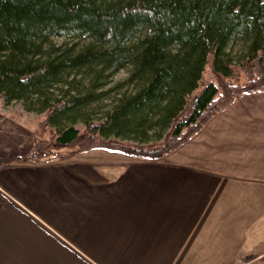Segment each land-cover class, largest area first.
I'll use <instances>...</instances> for the list:
<instances>
[{"label":"crops","instance_id":"1","mask_svg":"<svg viewBox=\"0 0 264 264\" xmlns=\"http://www.w3.org/2000/svg\"><path fill=\"white\" fill-rule=\"evenodd\" d=\"M93 150L0 153V264L264 261V90L157 159Z\"/></svg>","mask_w":264,"mask_h":264},{"label":"trees","instance_id":"2","mask_svg":"<svg viewBox=\"0 0 264 264\" xmlns=\"http://www.w3.org/2000/svg\"><path fill=\"white\" fill-rule=\"evenodd\" d=\"M65 32L88 42L62 48L52 39ZM234 40L244 45L236 62L226 52ZM126 66L133 88L100 121H84L87 134L66 123L99 96L93 88L98 72ZM74 70L94 72L88 89L52 100L49 90L74 82L67 80ZM261 90L264 0H0V98L46 112L41 127L55 125L50 135L58 144L157 159L185 143L238 95ZM34 98L38 108L30 106ZM156 124L168 129L152 148L102 137L131 134L141 140Z\"/></svg>","mask_w":264,"mask_h":264},{"label":"rangeland","instance_id":"3","mask_svg":"<svg viewBox=\"0 0 264 264\" xmlns=\"http://www.w3.org/2000/svg\"><path fill=\"white\" fill-rule=\"evenodd\" d=\"M138 32L139 31H136L134 35H137ZM71 34L72 33L65 32L60 36L53 37L52 40L56 45L62 48L70 47V45L73 44L76 49L88 42V38H72ZM243 49V43L234 40L227 45L226 52H228L229 56L236 62L243 54ZM98 68L99 66H95V70ZM130 70L131 68L126 66L117 70L107 69L103 72H98L100 73L96 78L98 82L96 87L93 88L95 95L99 94V96H96L92 101L87 103L79 112H75L74 116L70 115L69 118H67L68 120H65L66 123H72L79 129L81 134H87L84 121H89L90 123L100 121L107 110L112 108L116 99L123 92L133 88V84L128 82L127 79ZM93 75L94 72L91 74H83L79 73L78 70H74L67 80L73 78L75 81L70 83V85L67 84L70 81H62L53 85L49 90L48 96H50L52 100H56L68 97L77 92L85 91L90 86V79L91 77L93 78ZM241 81L244 82L243 74H241ZM197 92L198 89L192 94H196ZM29 100L31 107L38 108V105H34L38 102L35 98L32 99V101L31 99ZM25 105L21 100H12L6 103L0 98V150H2L0 153L4 152L2 155L10 157L14 154L16 155L15 158L18 160L39 161L49 158H70L87 151L80 150L78 147L56 143L50 135V132L54 130L56 126L50 124L45 129L42 128L40 124V122L46 118V112L27 110ZM167 129L168 128L165 126H159L157 124L152 125L151 129L147 131V136L141 140L139 137H135L131 134H119L116 136L110 133L102 137L108 138L107 140H109V138L114 139L126 145L152 148L161 142ZM4 144L6 146H4ZM93 149H95L93 150L94 153L90 151L87 155L102 158L106 149L111 150L113 148L101 146Z\"/></svg>","mask_w":264,"mask_h":264}]
</instances>
